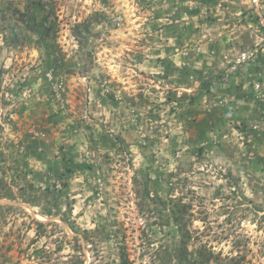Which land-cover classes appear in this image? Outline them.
<instances>
[{"label":"rangeland","instance_id":"1","mask_svg":"<svg viewBox=\"0 0 264 264\" xmlns=\"http://www.w3.org/2000/svg\"><path fill=\"white\" fill-rule=\"evenodd\" d=\"M0 264H264V0H0Z\"/></svg>","mask_w":264,"mask_h":264},{"label":"trees","instance_id":"2","mask_svg":"<svg viewBox=\"0 0 264 264\" xmlns=\"http://www.w3.org/2000/svg\"><path fill=\"white\" fill-rule=\"evenodd\" d=\"M43 12L44 11L41 2L36 1L31 6H27L23 12H18L17 21H24L30 24V33H32L37 38V40L46 50H50L48 43L52 42L54 44L57 34V24L55 22L56 19L53 23L50 21L48 22V17L44 15ZM10 36L17 41V34L12 33ZM4 41H7L6 38H4ZM208 83L210 84V81L202 82V88H208ZM70 173H72V168L70 163L66 162L64 164V171L61 176L67 179Z\"/></svg>","mask_w":264,"mask_h":264}]
</instances>
